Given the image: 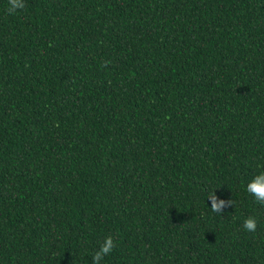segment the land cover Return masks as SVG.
I'll return each instance as SVG.
<instances>
[{"label": "trees", "instance_id": "16d2710c", "mask_svg": "<svg viewBox=\"0 0 264 264\" xmlns=\"http://www.w3.org/2000/svg\"><path fill=\"white\" fill-rule=\"evenodd\" d=\"M7 7L0 264H264V0Z\"/></svg>", "mask_w": 264, "mask_h": 264}, {"label": "clouds", "instance_id": "9594fccd", "mask_svg": "<svg viewBox=\"0 0 264 264\" xmlns=\"http://www.w3.org/2000/svg\"><path fill=\"white\" fill-rule=\"evenodd\" d=\"M26 7V0H8L7 11L9 14H16ZM246 191L251 194L254 199L264 205V170L258 172L246 185ZM208 199L211 202V209L213 212L222 213L224 208L231 206L234 202L232 200L219 199L215 190L209 192ZM243 228L248 232H255L257 228V221L254 217H248L244 223ZM116 243L113 236L108 235L100 242L99 248L93 255V264H101L104 257L109 255L115 248Z\"/></svg>", "mask_w": 264, "mask_h": 264}]
</instances>
